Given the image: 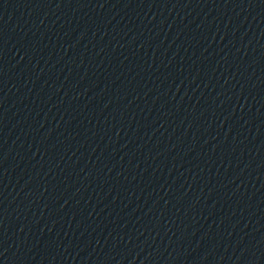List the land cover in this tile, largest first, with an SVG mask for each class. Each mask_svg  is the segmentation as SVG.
Masks as SVG:
<instances>
[{
    "label": "water",
    "instance_id": "95a60500",
    "mask_svg": "<svg viewBox=\"0 0 264 264\" xmlns=\"http://www.w3.org/2000/svg\"><path fill=\"white\" fill-rule=\"evenodd\" d=\"M0 264H264V0H0Z\"/></svg>",
    "mask_w": 264,
    "mask_h": 264
}]
</instances>
